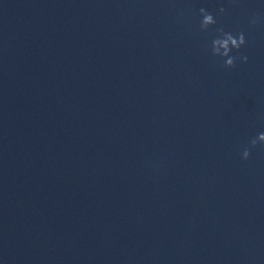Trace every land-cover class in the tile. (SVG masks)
I'll return each mask as SVG.
<instances>
[{
	"label": "clouds",
	"instance_id": "obj_1",
	"mask_svg": "<svg viewBox=\"0 0 264 264\" xmlns=\"http://www.w3.org/2000/svg\"><path fill=\"white\" fill-rule=\"evenodd\" d=\"M219 14H224L226 9L220 7L218 10ZM199 14L201 16L200 20V30L207 32L210 27L217 24L216 17L209 12L207 9L201 7L199 9ZM181 15L183 13L181 12ZM252 25H256L259 20L254 17L251 21ZM217 36L211 42V55L213 57H219L223 60V66L225 68H233L236 66L237 60L243 63L248 62V57L246 55L239 56L233 55V50L239 52L242 46L246 45L247 40L243 32H239L233 35L232 32H226L223 27L215 29ZM251 148H255L257 144L264 145V132L259 133L256 138L250 140ZM251 148H244L241 155L242 159L247 160L251 155Z\"/></svg>",
	"mask_w": 264,
	"mask_h": 264
}]
</instances>
